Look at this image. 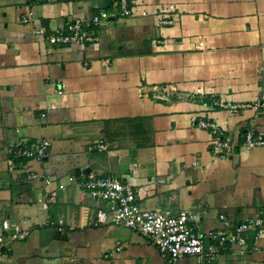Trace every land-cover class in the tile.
<instances>
[{"label": "crops", "instance_id": "1", "mask_svg": "<svg viewBox=\"0 0 264 264\" xmlns=\"http://www.w3.org/2000/svg\"><path fill=\"white\" fill-rule=\"evenodd\" d=\"M99 11L111 16L92 43L51 46L32 31ZM203 121L232 153L213 152ZM247 129L264 139V0H135L128 17L117 0H0V264H194L98 225L106 205L68 181L89 175L131 185L143 210L189 212L203 232L259 218L260 236L250 230L245 248L209 264H264V146H243ZM43 140L44 161L15 156ZM101 140L108 151L89 150ZM14 226L25 236L14 239Z\"/></svg>", "mask_w": 264, "mask_h": 264}, {"label": "built area", "instance_id": "2", "mask_svg": "<svg viewBox=\"0 0 264 264\" xmlns=\"http://www.w3.org/2000/svg\"><path fill=\"white\" fill-rule=\"evenodd\" d=\"M43 0H26L29 7L41 3ZM135 0H117V8L121 17L131 14V7ZM146 13H143L145 15ZM161 25H169L172 18L167 16V10L158 8L154 12ZM111 14L107 11H99L90 20H75L67 24L64 31L55 30L46 33L42 28H34L35 35L42 36L51 46H67L88 44L97 39L96 30L105 24ZM20 22L29 25L32 22V11L21 17ZM211 107L235 111L238 108H246L249 105H230L223 101L212 99ZM198 126L210 132L212 136V148L215 154L222 157L233 152L232 145L226 138L225 131L212 121H203ZM245 147L264 146L262 136L254 137L253 132L247 129L244 132ZM49 143L45 140L36 146H30L15 153L17 158L34 159L44 161L47 158ZM111 144L105 141H97L89 146V150L108 151ZM34 174H29L28 180L35 179ZM68 181L80 188L88 197L98 203L106 205V209H99L95 214L98 225L112 224L135 232L147 238L153 244L162 257L176 262L182 258H188L194 264H209L217 260L220 254L229 247L237 246L243 249L247 246L249 231L254 229L256 236H260L263 224L259 218L247 219L232 228L223 231L200 230L196 217L186 211L173 214L169 210L154 209L143 210L139 207L137 196L132 186L111 176L95 177L89 175L85 180L77 182L73 177ZM58 189H64L63 184ZM54 196V193H51ZM221 219H223L221 217ZM3 229H9L7 222H3ZM18 226L13 227L14 239L25 236ZM2 239L0 238V241Z\"/></svg>", "mask_w": 264, "mask_h": 264}]
</instances>
